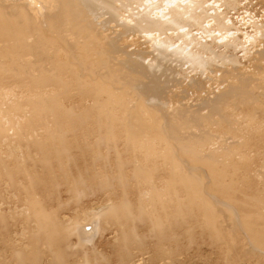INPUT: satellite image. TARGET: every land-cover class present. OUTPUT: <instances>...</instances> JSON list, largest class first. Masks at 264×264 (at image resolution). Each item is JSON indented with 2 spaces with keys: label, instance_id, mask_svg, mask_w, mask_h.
Instances as JSON below:
<instances>
[{
  "label": "rangeland",
  "instance_id": "374dc122",
  "mask_svg": "<svg viewBox=\"0 0 264 264\" xmlns=\"http://www.w3.org/2000/svg\"><path fill=\"white\" fill-rule=\"evenodd\" d=\"M140 16L158 22L161 28H146L138 23ZM84 19L91 33L85 40L103 49L101 70L93 72L90 59L84 57L85 51L95 55L88 43L84 45L85 51L78 47L72 48L66 57L63 53L57 55L62 60L58 74L44 83H33L25 73L0 75V108H9L0 115V155L9 169L26 163L31 173L45 179L40 168L33 171L26 142L33 138L62 137L69 144H76L68 155L74 165L67 170L58 166L61 161L57 158H50L60 170L54 168L53 172L57 188L38 189L43 192L36 198L49 210L60 207L59 218L67 224L80 222L98 204L110 206L123 201L122 192L117 189L110 200L99 189H91L88 195L76 199L59 183L61 178L76 177L75 169L81 173L83 161L98 160V165L93 166L97 172H103L99 164L104 162L113 172L116 164L111 161L117 155L124 164L133 163L131 139L127 136L132 134L140 140L145 134L137 121L139 108H134L128 118L116 112L108 120L95 99L96 93L110 91L119 96L130 95L159 115L175 107L190 106L188 110L198 119L196 128L179 133L202 135L205 145L202 155L224 165H228L225 158L230 157L238 164L233 168L238 180L224 182L226 189H232L227 191L231 193L230 199L236 202L255 199L264 183L256 176L264 169V0H114L109 12L98 11ZM230 75L243 78L226 79ZM145 89L152 91L139 94L140 100L134 92ZM39 98L42 102L36 108L32 104ZM16 136L23 138L19 145L9 138ZM99 139H102L100 150L90 155L83 153L85 147H92ZM180 153L186 160L192 156L183 150ZM32 154L37 165L39 155ZM246 155L248 160L237 163L240 156ZM202 173L205 184L216 179L207 171ZM160 176L154 177L157 186ZM24 184L20 174H14L12 180L0 176V216H3L0 264H31L14 260V251L21 248L17 246L33 225L24 218L28 203L21 189ZM159 189L151 193V204L147 207L148 211L153 208V214L160 207L156 195ZM209 195L220 202L226 198L216 193ZM147 197L146 187L138 189L130 185L125 199L146 201ZM183 202H187L185 196ZM239 209L242 210L240 206ZM172 221L164 224L168 231L163 233L148 222L130 219L127 226L134 229L138 242L130 243L122 255L118 247H111L120 236L119 228L103 222L102 229L88 236L86 246L67 248L61 264H78L84 254L89 264H227L231 258L235 264H264V253L259 261L243 259L237 253L242 248L256 247L246 243V233L231 234L232 240L214 242L201 232V220L191 213L183 214L179 242L174 245ZM77 240L72 237V244ZM229 251L233 252L228 257ZM50 262V256L46 255L37 264Z\"/></svg>",
  "mask_w": 264,
  "mask_h": 264
},
{
  "label": "bare ground",
  "instance_id": "6f19581e",
  "mask_svg": "<svg viewBox=\"0 0 264 264\" xmlns=\"http://www.w3.org/2000/svg\"><path fill=\"white\" fill-rule=\"evenodd\" d=\"M113 1L0 0V57L5 58L4 60L0 58V75L25 73L33 83H44L51 79L50 76L58 74L62 60L57 55L63 53L66 57L71 54L72 48L76 50L78 47L85 51L84 45L88 43L91 44V50L95 51V55L85 51L84 57L90 59L92 71L98 72L102 68L101 62L104 61L103 49L94 46L92 41L85 40L91 33L84 17L88 18L98 11L109 12ZM138 20V23L146 28H161V24L148 21L145 16H140ZM92 56H95L94 60H91ZM146 71L148 74L151 73L150 68L146 67ZM237 78L243 77L231 75L226 77L228 80ZM243 84L248 86L247 83ZM151 91L145 89L134 93L141 100L139 94L151 93ZM100 93H96L95 104L102 107L110 121L116 112L128 118L134 108H139L137 121L144 127L145 134L138 138L140 140H136L137 138L132 137V134L127 136L131 139L129 146L130 149L132 147L133 163L130 164L128 161V164H124L117 155L116 160L111 161L116 164L113 172L109 170L107 162L99 164L103 172H97L93 166L94 163L98 165V160L95 159L92 163L83 161L81 173L75 169L76 177L68 180L61 178L59 183L76 199L81 195H88L91 189H99L101 194L107 193L106 198L110 200L117 189L122 192L123 201L120 200L119 203L110 206L98 204L80 222L73 221L67 224L59 218V213L62 212L60 207L49 210L36 196L43 192L38 189L42 190L46 186L57 188L53 172L54 168L60 170L50 162V158H57L61 161L57 163L58 166L67 170L71 164L74 165V160L68 155L76 144H69L62 137L33 138L29 143L26 142L29 149L27 157L33 165V171L35 167L40 168L45 179L39 178L37 173H31L26 163L9 169L8 162L0 155V176L4 180H12L14 174H20L25 180V184L21 186L28 199L24 218L33 223L23 242L17 246L21 248L14 251V260L18 263L37 264L42 257L48 255L50 264H61L65 259L66 249L84 247L90 241L88 236H91V232L104 227L103 222L119 228L120 236L116 244L111 247H118V252L122 255L124 248L130 243L138 242L134 229L127 226L130 219L136 222H148L163 233L168 231L164 224L169 225L172 219L170 227H172L173 243L176 245L180 238L179 225L183 222V214L191 213L199 221L201 220V232L214 242L226 241L227 238L232 240L231 234L246 233L244 235L246 243L249 246L254 244L256 247L242 248L237 253L242 254L243 259L259 261L264 253V183L262 190L255 194L259 199L255 198L249 202H236L230 199L231 193L227 191L232 189L230 187L226 189L224 182L238 180L236 170L233 169L238 164L233 163L230 157L225 158L228 165L215 162L214 159L202 155V148L205 146L202 135L194 132L179 133L190 127L196 128L198 119L188 110L190 106L187 109L175 107L159 115L147 104L138 103L130 95L119 96L110 91ZM35 102L32 105L37 108V104L42 100L39 98ZM5 110L9 108L6 106L0 108V115ZM9 138L17 145L23 142L20 136ZM101 141L102 139H99L94 145L92 144V147H85L83 153L90 155L97 152L100 150ZM85 145H88V141ZM180 150L192 154L189 160L181 156ZM32 153L39 155L37 165L34 162L36 156L33 157ZM246 160H248L247 155L240 156L237 163L241 164ZM195 167H198L201 173L207 171L216 179L211 184H205L206 180L199 171H194ZM157 175H161L159 186L154 182V177ZM256 176L264 182V169L257 172ZM130 185L138 189L146 187L147 200L136 199L134 202H127L125 197ZM157 187H160L156 194L160 207L153 214V208L149 207L148 211L147 207L151 204V193L154 194ZM210 193L225 195V201H216L209 195ZM184 196L187 198L186 203L183 202ZM2 218L1 215L0 220ZM187 223L190 221L188 220ZM72 237L78 239L74 244L71 241ZM232 252L229 251L226 256L229 257ZM230 263L235 264L236 261L231 258V261H227V264ZM78 264H89L85 254Z\"/></svg>",
  "mask_w": 264,
  "mask_h": 264
}]
</instances>
